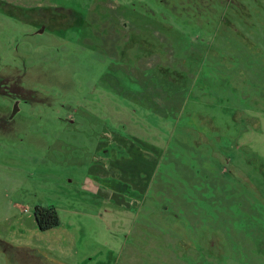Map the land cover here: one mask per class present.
<instances>
[{"label":"rangeland","instance_id":"rangeland-1","mask_svg":"<svg viewBox=\"0 0 264 264\" xmlns=\"http://www.w3.org/2000/svg\"><path fill=\"white\" fill-rule=\"evenodd\" d=\"M0 264H264V0H0Z\"/></svg>","mask_w":264,"mask_h":264},{"label":"trees","instance_id":"trees-1","mask_svg":"<svg viewBox=\"0 0 264 264\" xmlns=\"http://www.w3.org/2000/svg\"><path fill=\"white\" fill-rule=\"evenodd\" d=\"M225 60L228 59L223 58L221 63H225L228 66L229 64L226 63ZM34 218L36 227L40 231L50 229L59 224V216L53 205L36 207L34 210Z\"/></svg>","mask_w":264,"mask_h":264},{"label":"crops","instance_id":"crops-1","mask_svg":"<svg viewBox=\"0 0 264 264\" xmlns=\"http://www.w3.org/2000/svg\"><path fill=\"white\" fill-rule=\"evenodd\" d=\"M108 150H109V149H108ZM108 150H103V152H106V153L108 152V154H109V153H110V151H108ZM108 154H107V155H108ZM107 155H106V156L104 155V156H105V157H107ZM104 156H102V158H105ZM112 178H113V175H112ZM113 179L117 180L115 177H114ZM118 182H119V181L117 180V184H116V185H117V187H118V186L122 187V186H121V185H122V183H121V182H119V184H118ZM121 189H123V188H121ZM121 189H118V190H119V192H121V193L123 194V192H124V191H123V190H122V191H120ZM119 192H118V193H119ZM119 194H120V193H119ZM122 194H120V195H122Z\"/></svg>","mask_w":264,"mask_h":264},{"label":"flooded vegetation","instance_id":"flooded-vegetation-1","mask_svg":"<svg viewBox=\"0 0 264 264\" xmlns=\"http://www.w3.org/2000/svg\"><path fill=\"white\" fill-rule=\"evenodd\" d=\"M16 100H17V99H12L11 104H13ZM12 115H13V113H12ZM10 117H11V114H10Z\"/></svg>","mask_w":264,"mask_h":264},{"label":"water","instance_id":"water-1","mask_svg":"<svg viewBox=\"0 0 264 264\" xmlns=\"http://www.w3.org/2000/svg\"><path fill=\"white\" fill-rule=\"evenodd\" d=\"M17 103H18L17 101L13 103V107H14V109H15Z\"/></svg>","mask_w":264,"mask_h":264}]
</instances>
